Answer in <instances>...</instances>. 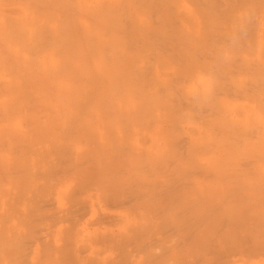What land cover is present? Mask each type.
<instances>
[{
	"label": "bare ground",
	"instance_id": "obj_1",
	"mask_svg": "<svg viewBox=\"0 0 264 264\" xmlns=\"http://www.w3.org/2000/svg\"><path fill=\"white\" fill-rule=\"evenodd\" d=\"M0 264H264V0H0Z\"/></svg>",
	"mask_w": 264,
	"mask_h": 264
}]
</instances>
